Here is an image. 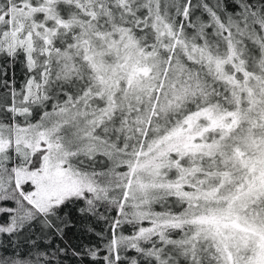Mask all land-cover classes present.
<instances>
[{
  "label": "snow or ice",
  "instance_id": "snow-or-ice-1",
  "mask_svg": "<svg viewBox=\"0 0 264 264\" xmlns=\"http://www.w3.org/2000/svg\"><path fill=\"white\" fill-rule=\"evenodd\" d=\"M0 264H264V0H0Z\"/></svg>",
  "mask_w": 264,
  "mask_h": 264
}]
</instances>
